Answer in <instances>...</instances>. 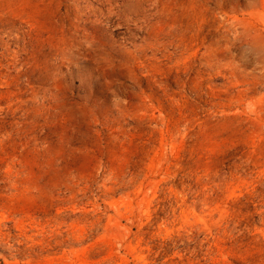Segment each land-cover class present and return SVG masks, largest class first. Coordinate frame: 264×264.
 I'll return each mask as SVG.
<instances>
[{"label":"rangeland","instance_id":"rangeland-1","mask_svg":"<svg viewBox=\"0 0 264 264\" xmlns=\"http://www.w3.org/2000/svg\"><path fill=\"white\" fill-rule=\"evenodd\" d=\"M0 264H264V0H0Z\"/></svg>","mask_w":264,"mask_h":264}]
</instances>
